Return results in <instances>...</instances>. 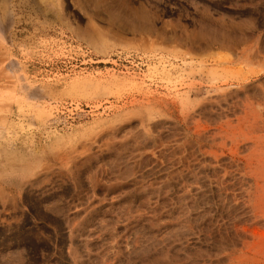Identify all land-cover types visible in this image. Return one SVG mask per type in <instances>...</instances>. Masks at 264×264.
<instances>
[{
  "label": "rangeland",
  "instance_id": "obj_1",
  "mask_svg": "<svg viewBox=\"0 0 264 264\" xmlns=\"http://www.w3.org/2000/svg\"><path fill=\"white\" fill-rule=\"evenodd\" d=\"M0 264H264V0H0Z\"/></svg>",
  "mask_w": 264,
  "mask_h": 264
}]
</instances>
